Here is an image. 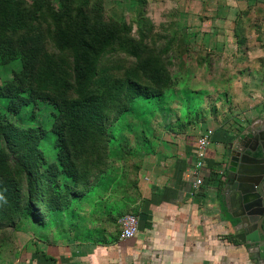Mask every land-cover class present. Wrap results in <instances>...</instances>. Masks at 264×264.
<instances>
[{
	"label": "rangeland",
	"instance_id": "rangeland-1",
	"mask_svg": "<svg viewBox=\"0 0 264 264\" xmlns=\"http://www.w3.org/2000/svg\"><path fill=\"white\" fill-rule=\"evenodd\" d=\"M13 1L20 2V4L26 3L29 8V11L24 12L28 26L25 30H21L22 34H25L24 31L27 32L26 35L29 38L26 36L24 40L29 43L24 42L23 45L15 41L12 45L15 50L14 56H12L14 60L0 66V88L16 85L10 69L19 73L24 70L28 66L27 60L31 49L33 50L31 62L34 65L32 71L35 75L46 62L50 61L60 66L64 71V74L59 72L57 74L70 81V53L59 50L55 41L56 31H53L55 15L60 11H71L73 16H78V11L83 9L85 23H91L92 26H95L94 28L102 26L106 32L104 36H110L109 38L112 39V48L104 54L99 64V81L94 86L96 94L109 96L113 92V88H116L126 78L148 86H155L142 75L136 76L137 73L134 75L136 56L133 53L125 52L129 48L131 52L141 53L142 59H149L153 62L159 60L160 65L165 69L168 83L163 87V97L159 101L155 99L150 102L136 100L133 111L128 109L118 118L117 114L121 105L120 97H118L117 101L108 104L103 109L106 114V118L101 123L104 135L98 137L95 142L84 145L82 149L81 147L77 148L76 152L71 154V159L76 166L81 167L86 160H93L97 163L96 167L99 163L101 164L99 168L92 167L88 177V182L92 184L96 181L100 171L103 172L104 183L107 182V179H111L115 182L121 180V184H124L127 180L131 181L134 176L138 177L137 164L146 151L155 148L156 138H161L162 135L163 137L169 136V132L179 133L185 129L187 122L179 108L181 105L191 106L194 101L192 98L196 94L193 91H204V100L202 99L203 103L199 108L207 112L217 108L216 103L218 102H221L224 108L227 107V102L230 107L234 105L233 102L243 103L239 100L240 97L216 96L224 90L220 80L223 77L225 79L226 76H229V81L231 76H244L237 70L247 67L245 61H248L253 67L258 62L264 61V25L262 26L261 22L254 20L261 21L263 18L233 16L219 18L205 10L203 5L197 7L196 0ZM34 2L43 5L42 13L41 10L34 11L36 9ZM70 28L74 29V26ZM64 35L69 37L67 32H64ZM17 37L22 36L19 34L14 39ZM124 46L127 47V50ZM238 49L240 51H237ZM24 52L28 54V57ZM220 72L221 74H219ZM257 73L255 72L253 76H256ZM24 87L26 88L25 92L32 91L33 93L38 90L35 84L31 87L24 85ZM231 90L232 93L235 92L234 87ZM253 93L254 96L257 94ZM51 94L58 95L56 99L59 103L56 106L37 100L23 106L17 115L5 114L6 120L13 122L21 131L32 130L33 127L38 126L44 128L45 135L42 139H38L37 147L39 153L49 160H53L55 153L54 125L58 120H61L60 110L63 106L60 104L59 98L71 99L75 96L71 91L66 94L59 92ZM250 96L247 95L245 99L249 100ZM3 101L5 102L0 97V107L2 108L0 112L4 114L6 112L2 107ZM35 105L38 106L37 111L35 115H32L31 111ZM161 107L167 110L169 117L167 120L162 117L165 110L160 109ZM114 117L118 119L116 118L115 121ZM177 117H181L178 122ZM190 125L188 122L186 129L188 127L189 129L187 131L195 133L194 127H190ZM0 146H2L7 161L6 170L0 171V182L12 179L16 182L20 192V203L17 206L10 207L6 203H0V264H7V260L9 262L12 259L15 251L14 235L24 220L20 209L24 206L30 182H34V176L40 174H35V169H32L35 167V156L29 157L30 174L23 167L21 150L25 152V148L11 147L3 140L0 141ZM27 174L30 178L29 182L26 179ZM42 186L44 185H37L35 188L37 202L41 200L40 193L44 190ZM82 186V181L77 179L73 188L77 190ZM42 194L41 202L44 203L54 193L48 191ZM83 199H87V197L83 195L73 199L65 208L54 212L49 211L46 216L49 217L55 213L62 216L67 211H74L76 203ZM43 208L45 210V207ZM31 215L28 218L32 219ZM6 217L8 218L3 219Z\"/></svg>",
	"mask_w": 264,
	"mask_h": 264
},
{
	"label": "crops",
	"instance_id": "crops-1",
	"mask_svg": "<svg viewBox=\"0 0 264 264\" xmlns=\"http://www.w3.org/2000/svg\"><path fill=\"white\" fill-rule=\"evenodd\" d=\"M201 5L219 18H263L254 20L264 25V0H196V6ZM245 62L247 67L237 70L244 76L221 78L224 90L216 95L240 97L243 103L230 107L227 102L224 108L218 102L217 108L203 110L200 119L190 122L195 133H189L185 123L183 131L156 138L155 148L141 156L138 177L131 181L107 179L79 200L74 211L43 221L24 219L7 264H263L235 236L240 232L235 225L238 208L223 185L228 144L237 138L250 140L264 130V61L255 67ZM197 92L204 100V91ZM206 128L213 136L203 183L195 186V141ZM125 213L137 216L138 231L120 240L119 218Z\"/></svg>",
	"mask_w": 264,
	"mask_h": 264
},
{
	"label": "trees",
	"instance_id": "trees-1",
	"mask_svg": "<svg viewBox=\"0 0 264 264\" xmlns=\"http://www.w3.org/2000/svg\"><path fill=\"white\" fill-rule=\"evenodd\" d=\"M35 12L42 9V4L34 2ZM41 7V8H40ZM29 11L26 3L15 2L13 0H0V66L5 63L12 62L15 50L12 48L14 42L17 41L24 45L28 41L24 38L27 36L21 33V30L27 28L24 12ZM43 10H41L42 13ZM84 10L78 11V16H73L71 11H60L55 15V23L53 31H56V46L61 52L68 51L71 56L70 81L64 76L58 75L57 72L63 73L61 67L55 63L46 62L41 70L35 75L32 71L33 50L29 51L28 66L20 73L14 69H10L11 76L16 85L12 87L0 88V97L3 101L2 107L6 113L0 112V141L13 147H23L25 152L21 150L22 165L30 174V158L35 156V174L34 182H30L27 197L24 199V206L20 209L23 219H27L31 214L34 219L42 221L47 216L49 211H58L63 207L68 206L73 199L80 196L89 195L94 186L104 184L102 174L98 172L96 181L92 184L88 182V177L96 164L93 160H86L81 167L76 166L71 159V154L76 152L77 148L81 149L88 143L95 142L98 137L104 135L102 121L106 118L103 109L115 101L118 97L121 103L118 111V118L128 109L133 111L134 102H150L151 100H160L163 97V92L168 83L165 75V69L160 65L159 60L150 61L142 59L141 53L131 52L127 47L121 48L125 52L133 53L136 56V66L134 75H142L155 86H148L136 80L126 78L120 82L113 92L107 96L96 94L94 91L95 84L99 81V64L104 54L112 48V39L104 36V28L102 26H92L91 23H85ZM79 17V18H78ZM71 29L70 27H73ZM64 32L69 35L66 37ZM21 34L22 37H17ZM29 38V36H27ZM35 75V76H34ZM36 85L37 91H26L24 85L31 87ZM156 87V88H154ZM72 92L75 96L71 99L59 98L61 100L62 109L60 110V121L54 125L55 137V153L53 160L45 159L38 151V139L43 138L45 130L43 127H33V129H25L21 131L15 124L6 120L5 114L17 115L23 106H26L32 101L41 100L48 105L56 106L59 102L51 93L59 92L60 94ZM195 96L192 98L193 103L189 105H181L179 108L186 122L194 123L202 117L203 110L200 107L202 100L199 93L193 91ZM34 103V102H33ZM33 106L32 115L36 114V108ZM160 107V106H159ZM160 109L165 110L164 107ZM0 110L2 108L0 107ZM184 114V115H183ZM164 120H167L168 114L165 110L162 115ZM114 117L113 120H117ZM180 118H176L177 122ZM114 121V122H115ZM109 139V138H108ZM72 148V149H71ZM34 161V160H33ZM100 163L96 168H99ZM28 167V169H27ZM93 167V168H92ZM7 168L6 157L0 146V171H5ZM27 174V182L30 178ZM91 175H93L91 173ZM36 177V178H35ZM82 181L80 189H74L76 180ZM44 185L42 193L48 191L53 192V196L46 202L42 203L43 194L40 193L41 200L37 202L36 186ZM0 203H6L10 207L20 203V192L16 182L12 179H5L0 182ZM41 203V204H40ZM49 205V206H48ZM48 209V211H45ZM21 217V218H22ZM3 218V219H7ZM19 218V219H21ZM5 221V220H2Z\"/></svg>",
	"mask_w": 264,
	"mask_h": 264
},
{
	"label": "water",
	"instance_id": "water-1",
	"mask_svg": "<svg viewBox=\"0 0 264 264\" xmlns=\"http://www.w3.org/2000/svg\"><path fill=\"white\" fill-rule=\"evenodd\" d=\"M225 154L223 185L225 193H232L230 203L238 208L235 225L240 232L235 236L264 264V130L254 133L250 140L230 142Z\"/></svg>",
	"mask_w": 264,
	"mask_h": 264
},
{
	"label": "built area",
	"instance_id": "built-area-1",
	"mask_svg": "<svg viewBox=\"0 0 264 264\" xmlns=\"http://www.w3.org/2000/svg\"><path fill=\"white\" fill-rule=\"evenodd\" d=\"M213 136V130L206 128L202 131L195 141L194 147V165L192 167V174L194 176V185L199 186L203 183L204 169L206 168L205 162L207 157V149ZM120 231L118 239L127 240L135 236L138 231V218L133 213H125L119 218Z\"/></svg>",
	"mask_w": 264,
	"mask_h": 264
}]
</instances>
